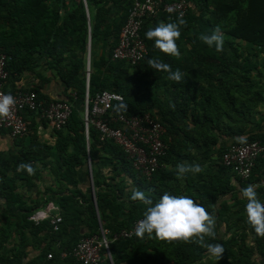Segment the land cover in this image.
I'll use <instances>...</instances> for the list:
<instances>
[{
  "label": "trees",
  "instance_id": "trees-1",
  "mask_svg": "<svg viewBox=\"0 0 264 264\" xmlns=\"http://www.w3.org/2000/svg\"><path fill=\"white\" fill-rule=\"evenodd\" d=\"M133 1L0 0V54L6 56L9 78L33 70L40 62L71 93L66 95V102L72 105L77 99L83 105L90 41L89 97L103 90L121 95L122 102L113 103L108 112L112 115L153 113L164 128L163 142L167 147L159 159V168L147 179L133 169L113 141L100 142L94 127L89 126L85 134L82 110L72 108L65 126L54 131L57 138L53 146L40 143L29 128V134L21 138L26 139V144L17 153L7 157L0 154V221L5 223L0 226V264H79L72 257L61 258L60 253L70 251L83 237L100 236L101 230L107 232L106 238L110 240L121 231H129L143 218L145 205L130 199L134 190L144 191L153 202L165 192L190 196L212 214L211 205L219 195L233 189L227 180L233 173L220 160L226 147H219L217 152L219 169L227 177L221 186L214 182L197 183L188 176L181 184L176 166L196 159L203 148L215 147L222 135L235 139L246 133L252 112L263 98L259 89L249 83L254 72L259 74L253 55L236 51L235 47L244 43L264 52V0H185L188 7L180 29L185 28L183 40L192 48L186 52L187 61H179L172 68L173 72L181 71L182 81L166 77L170 79L169 90L164 93H159V78L169 73L153 68L147 61L165 63L169 58L159 57V49L145 37V29L160 15L170 22H176L178 16L161 12L144 21L140 36L148 53L138 65L111 60ZM217 27L224 35L219 52L199 39L202 33ZM97 47L101 53L96 58ZM31 91L37 95L36 90ZM121 104L127 105L126 110L119 108ZM32 114L24 111V119ZM250 141L264 145V136L250 135L233 144ZM100 156H108L114 164L113 175L108 179L113 184L95 177L91 168L95 208L91 189H80L78 171L88 159L92 167ZM21 164L31 165L33 171L20 169ZM44 169L51 175L52 185L34 196L19 190L36 188ZM48 203L59 209L62 221L56 231L47 220L38 224L29 220ZM236 228V233L223 240L220 237L228 233L220 236L215 225L214 238H205V243L224 247L221 259L217 258L214 264H250V249L243 242L245 235ZM254 234L264 250L262 236ZM13 235L18 236L15 244ZM28 248L38 252L29 261ZM108 252L113 264H195L207 254L205 247L194 242L136 233L110 242ZM101 256L99 264H110L104 249Z\"/></svg>",
  "mask_w": 264,
  "mask_h": 264
},
{
  "label": "built area",
  "instance_id": "built-area-1",
  "mask_svg": "<svg viewBox=\"0 0 264 264\" xmlns=\"http://www.w3.org/2000/svg\"><path fill=\"white\" fill-rule=\"evenodd\" d=\"M185 0H134L126 19L120 30L117 43L111 52L112 61L124 62L130 66L138 65L147 55V47L140 33L146 19H154L161 12L182 18L187 12ZM6 56L0 54V94H9L4 86L9 79L5 69ZM90 68L86 65V90L82 105V121L85 134L89 126L98 132L99 141H113L131 161L133 169L142 177L149 179L159 168V159L165 155L167 149L163 142L164 128L153 113H144L140 116L112 115L113 103L122 102V96L103 90L93 97L88 94V79ZM15 98L7 118L0 120V130L7 131L11 139H21L29 134L28 123L23 112L38 113L40 118L54 131L61 130L71 113L73 106L66 101H51L46 106L41 105L35 92L31 90L10 93ZM264 154V145L260 141H250L242 144H231L222 152L221 164L229 168L240 180H247L255 163ZM56 214L50 215L44 210L34 213L29 220L38 224L49 221L56 231L61 223L59 209ZM138 222V221H137ZM137 222L129 231H121L108 240L107 232L101 230L100 236L81 238L70 250H63L61 258L72 257L79 264H99L102 261L101 252L104 249L109 255L108 244L118 238H130L136 232ZM264 240V236H262ZM50 259L51 255H47Z\"/></svg>",
  "mask_w": 264,
  "mask_h": 264
},
{
  "label": "crops",
  "instance_id": "crops-1",
  "mask_svg": "<svg viewBox=\"0 0 264 264\" xmlns=\"http://www.w3.org/2000/svg\"><path fill=\"white\" fill-rule=\"evenodd\" d=\"M64 1L67 2L68 0ZM161 22L169 23L170 21H167L165 16L160 15L155 22H150L147 24L145 32L150 27H155ZM180 31L181 35L177 40L178 51L180 53L179 56H171L159 50V57L164 56L169 58L165 63L170 65L171 71H173L172 68L174 66H178L177 63L179 61H187L188 57L186 52L192 48L190 44L184 42L183 40V35L186 33L185 28L180 29ZM187 34L189 35V31H187ZM151 42L154 41L151 40ZM100 53V49L98 47L95 48L94 55L96 58L100 55ZM255 63L258 66L259 74H253V76H251L249 79V83L253 85L254 89H259L263 99L253 110L250 124H248L245 129L246 133L244 135L235 137V139L232 137H227L226 135H222L215 147H211L210 149L203 148L199 151V155L197 154L196 159L190 158L188 161H185L187 163H198L202 167V171L198 174H185V176H188L189 179L191 178L195 182L203 184L214 182L221 186L224 183V180L227 178L226 172L220 171L218 160L212 161L214 158L213 155L218 156L217 152L219 147H227L235 143V141L242 140L250 135L261 137L264 136V58L258 59V61L255 60ZM166 77H169V74L167 76L162 75V77L159 78V93H164V91L167 92L169 90L168 85L170 79H167ZM241 85H243V83H241ZM29 89L37 91V100L41 105L51 101H66V95L68 96L71 94L69 91L65 90L63 83L55 76V73L47 70V68L42 66L40 62L37 63L33 70L24 72L21 75L11 76L4 86V91L6 90L8 93L26 91ZM72 105L79 112L82 110L80 100L74 99ZM25 120L28 123V127L33 129L34 134L40 143L48 146H53L55 144L57 137L54 133V130L50 129V127L45 124L38 113H33L32 115L26 116ZM25 144L26 139H11L7 131L0 130V154H3V156L7 157L10 153H17ZM37 166L39 167L40 165ZM113 167L114 164L110 163L108 156H100L97 160H95L94 165H92L91 168H94L95 177L102 181L107 179L109 184H113L112 181L108 180L113 175ZM47 169H44L40 172L41 181L38 182L36 188L26 190L25 187L21 186L22 183L18 182L17 185H20V188L23 187L19 190L23 191L27 196H34L36 193L43 191L44 188L52 185L53 180ZM184 177L179 179L181 184L184 183ZM78 180L80 189L83 192L86 190V188H89L91 189L92 193L87 162L85 166L79 169ZM227 180L233 189L228 193L220 194L218 199L215 200L214 204L211 205V215L215 217V225L218 226V234L222 236L225 232H227L228 234L224 235L226 237H220L223 240L227 239L231 233H236L235 229L238 227V233H243L245 235L243 240L244 245L250 249L248 252V257L251 258V261H253L254 264H264V250L257 243L254 231H252L253 229H251V226L246 222L244 211L246 200L241 196V189L247 187L249 184H252L256 186L258 198L264 202V154L258 158L255 163V167L252 170V175L246 181H239L238 177L234 174H231V176L229 175ZM194 195L197 194L194 193ZM55 208L58 209V207L54 204L48 203L45 207L38 209L35 213H40V211L44 210L43 212L52 215L56 214L57 212ZM4 224V222L0 221V226H3ZM26 252L27 255L32 254L33 257H35L38 253L37 250L31 248H28ZM215 259L216 257L206 254L199 263L195 264H212Z\"/></svg>",
  "mask_w": 264,
  "mask_h": 264
},
{
  "label": "clouds",
  "instance_id": "clouds-1",
  "mask_svg": "<svg viewBox=\"0 0 264 264\" xmlns=\"http://www.w3.org/2000/svg\"><path fill=\"white\" fill-rule=\"evenodd\" d=\"M183 24L185 20L182 16L176 22H161L155 27H150L145 32V37L154 41V47L161 52L179 56L177 40L180 38V26ZM199 39L208 47H214L217 52L223 49L224 35L218 27L210 33H202ZM147 63L157 70L167 71L171 80L180 82L183 79L181 71H171L168 64L155 59H149ZM14 105L15 98L12 94H0V120L9 116ZM119 108L126 110L127 105L121 104ZM18 167L29 173L33 171L29 164H21ZM201 171L202 167L198 163L183 162L176 166L178 179H182L187 173L198 174ZM241 196L246 200V222L257 235L264 236V202L258 198L256 186L249 184L241 189ZM130 199L145 205L143 218L137 222L136 235L154 234L162 239L194 242L205 247L208 255L221 259L225 251L223 245L205 243L206 237L215 236V217L192 197L165 192L153 202L144 191L134 190Z\"/></svg>",
  "mask_w": 264,
  "mask_h": 264
},
{
  "label": "rangeland",
  "instance_id": "rangeland-1",
  "mask_svg": "<svg viewBox=\"0 0 264 264\" xmlns=\"http://www.w3.org/2000/svg\"><path fill=\"white\" fill-rule=\"evenodd\" d=\"M235 48H236V51H245V52L251 53L253 55L252 58L254 60H256V61H258V59H261V58L263 59L264 58V52H259L257 48L249 47V46H247V44L238 43ZM226 52H227V54H230V50L229 49ZM254 73H256V72H254ZM213 156H214V158L212 159V161H214V160L217 161L218 160V156H216V155H213ZM17 237L18 236L13 235L14 244L17 242ZM10 247H12V245H10ZM31 259H33L32 254H28L27 255V260L29 261ZM216 260H217V257H216L215 261L212 264H214L216 262ZM248 261H249L250 264H254V262L251 261L250 257H248ZM199 262H197V263H199Z\"/></svg>",
  "mask_w": 264,
  "mask_h": 264
},
{
  "label": "water",
  "instance_id": "water-1",
  "mask_svg": "<svg viewBox=\"0 0 264 264\" xmlns=\"http://www.w3.org/2000/svg\"><path fill=\"white\" fill-rule=\"evenodd\" d=\"M88 27H89V23H88ZM89 44H90V41H88V49H87V67L88 68H89ZM87 168H88V173H89V180H90V183L92 186V174H91V165H90L89 159L87 160ZM92 200H93V204L96 208V202H95V197H94L93 192H92ZM108 259H109L110 264H113L110 255H108Z\"/></svg>",
  "mask_w": 264,
  "mask_h": 264
}]
</instances>
